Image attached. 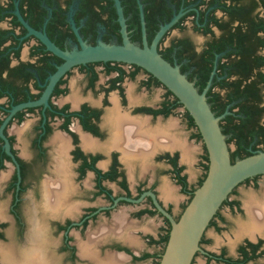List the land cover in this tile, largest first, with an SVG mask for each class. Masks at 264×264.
I'll list each match as a JSON object with an SVG mask.
<instances>
[{
    "label": "flooded vegetation",
    "instance_id": "af4514ba",
    "mask_svg": "<svg viewBox=\"0 0 264 264\" xmlns=\"http://www.w3.org/2000/svg\"><path fill=\"white\" fill-rule=\"evenodd\" d=\"M119 1L128 37L137 46L142 45L139 6L148 45L161 26L180 14L160 38L158 53L199 93L210 81L205 97L213 114L221 117L219 123L224 125L227 118L231 127L237 126L246 151H263L264 0ZM18 15L64 52L80 50L72 23L88 46L98 40L121 44L113 0H0V246L27 251L38 219L45 227L48 264H101L112 252L123 253L132 264L149 255L159 260L169 223L146 193L173 218L171 206L157 197L164 175L192 197L195 186L183 173L180 150L159 145L163 134L179 138L180 118L198 138L188 113L139 67L90 62L71 67L44 103L19 108L5 123L13 107L42 98L63 63L27 35ZM115 120L137 122L138 130L154 140L145 158L116 146L123 131L116 138ZM62 184L67 187L63 205L57 213L43 215L45 188ZM151 218L159 222L155 235L135 232L145 244L136 253L127 243L126 225ZM92 236V255L85 254L83 245ZM191 264H264V174L243 180L228 194Z\"/></svg>",
    "mask_w": 264,
    "mask_h": 264
},
{
    "label": "water",
    "instance_id": "95a60500",
    "mask_svg": "<svg viewBox=\"0 0 264 264\" xmlns=\"http://www.w3.org/2000/svg\"><path fill=\"white\" fill-rule=\"evenodd\" d=\"M113 2L119 25L121 44H105L98 40L95 46H88L78 37L72 23V28L80 46L79 51H61L43 33L31 29L18 15L19 21L27 30V35H33L44 45L47 51L62 59L63 63L57 67L55 73L50 77L49 84L42 98L36 103L13 107L5 123L19 108L44 103L57 80L76 65L90 62H121L135 65L152 75L178 99L183 109L192 119L201 139L193 138L192 130L187 129L182 118H180V123L177 126L179 138H167L164 134L163 136L161 135L159 145L164 147L175 146L180 150V161L184 164L183 173L186 175L188 183L195 186V190L189 200L188 197L179 191L177 186L172 184L167 175H164L161 182L156 186L157 197L165 207L171 206V213L177 219H174L159 205L152 193H146L151 198L156 210L169 223L168 238L159 260L154 261L152 256L149 255L147 260L134 264H191L194 255L199 251V242L203 233L228 194L243 180L264 174V151L255 152L248 157L231 163L230 152L236 149V145L234 141L226 144V137L222 134L219 125L221 117H216L213 114L206 101L205 93L210 81L204 91L199 93L185 75L181 74L178 67L168 63L158 53L157 44L160 38L166 30L176 23L180 14L175 15L167 24L161 26L148 45L145 38L142 9L139 6L142 45L137 46L128 37L120 1L113 0ZM137 126L138 123L134 121L115 120V135L119 133V130H122L123 139L114 143L118 147L122 148L123 146L124 152H127L130 156L137 155L145 158L151 152L154 140H151L149 135L140 132ZM169 126L173 127L172 124L166 125V127ZM5 149L10 155L7 143L5 144ZM206 155L207 162L205 160V166L207 165V171L202 183L198 186V181L202 179L205 173L201 168V160L204 162ZM44 191L46 202L40 208L41 213L43 215H47V212L57 213L61 208V204L63 205L67 187L64 184L61 186L49 185ZM142 197L135 202H139ZM257 214L261 215V213ZM154 219H142L136 224L132 221L126 225L127 243L136 253V249H144L145 244L141 237L135 236V232L141 231L144 234L151 233L155 235V228L159 222ZM33 223L36 234L32 236L27 251L15 253L11 247L3 248L0 246V257L4 264H48L46 259L47 237L43 233L45 227L41 225V221L38 219H35ZM117 223L121 226L123 220L118 219ZM97 226L93 229L96 230ZM165 227H167L166 224ZM50 229L55 232L52 225ZM87 235L88 233L83 237V242L86 241L85 237ZM52 237H56V234H52ZM95 239L96 236H92L88 243L83 245L82 251L85 254L92 255L89 248H91ZM148 251L152 252L153 249ZM56 256L59 257L57 254ZM100 257L103 258L105 256L101 255ZM101 264L132 263L128 262V257L123 253L112 252L108 255V260Z\"/></svg>",
    "mask_w": 264,
    "mask_h": 264
},
{
    "label": "trees",
    "instance_id": "16d2710c",
    "mask_svg": "<svg viewBox=\"0 0 264 264\" xmlns=\"http://www.w3.org/2000/svg\"><path fill=\"white\" fill-rule=\"evenodd\" d=\"M189 119H190V122H191L192 126L195 127L192 119L190 117H189ZM222 121H225L224 125H221L219 123L222 134L224 136H225V133L229 134V137L225 139L226 144H228L231 141H234V143L236 145V149L233 152H230V161H231V163H234L236 160H239V159H242V158H245V157H248V156L252 155L251 152L246 151L244 149L243 141L241 139H239V136H238L237 131H236L237 130V126L234 125V126L231 127L230 124H228L227 118L225 120L223 119ZM197 137L199 139H201L199 133L197 134ZM206 162H207V156H206ZM206 171H207V165L204 168V172L205 173H204V176L202 177V179L199 181L198 186H200V184L202 183V181H203V179L205 177ZM167 238H168V236H166L164 238V244H166Z\"/></svg>",
    "mask_w": 264,
    "mask_h": 264
}]
</instances>
